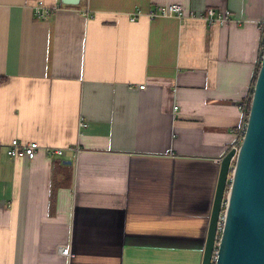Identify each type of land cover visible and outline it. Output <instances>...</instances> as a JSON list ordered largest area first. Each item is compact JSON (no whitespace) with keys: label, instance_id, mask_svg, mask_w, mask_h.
<instances>
[{"label":"crops","instance_id":"obj_1","mask_svg":"<svg viewBox=\"0 0 264 264\" xmlns=\"http://www.w3.org/2000/svg\"><path fill=\"white\" fill-rule=\"evenodd\" d=\"M169 5L236 22L151 17ZM263 21L264 0H0V264H203Z\"/></svg>","mask_w":264,"mask_h":264},{"label":"water","instance_id":"obj_2","mask_svg":"<svg viewBox=\"0 0 264 264\" xmlns=\"http://www.w3.org/2000/svg\"><path fill=\"white\" fill-rule=\"evenodd\" d=\"M62 2L78 6L81 0ZM230 174L226 220L215 264H264V51L244 140L238 153H226L220 164L203 264H212Z\"/></svg>","mask_w":264,"mask_h":264},{"label":"built area","instance_id":"obj_3","mask_svg":"<svg viewBox=\"0 0 264 264\" xmlns=\"http://www.w3.org/2000/svg\"><path fill=\"white\" fill-rule=\"evenodd\" d=\"M35 14L38 19L45 20L49 18L52 15V12L44 7L43 5H38L35 8ZM84 14L89 18L90 14L89 12H84ZM142 16V14H133L131 17V21H136L138 17ZM152 18H178L179 20H201L205 21L208 25L210 26H223L226 24H230L232 22H236L231 17V14L229 12L226 13H219L215 9L210 8L205 11V13L202 14H196L194 12H190L189 14H185L181 6L178 5H169L164 8H161L158 13H152L151 14ZM261 32H262V52L264 51V21L261 23ZM141 89H144L145 86H141ZM253 92H254V85L252 87V90L247 98V100L243 103V106L245 108L246 116H245V122L244 125L242 126V130L240 132V135L237 139V141L232 145V147L228 150V152L235 150L236 153H238L239 148L244 140L246 131H247V124H248V109L250 105L251 98L253 97ZM176 111V107H175ZM81 128L86 127V124L81 122L80 123ZM6 147V154L8 157L13 158V159H19V158H27L29 160H34L41 149V146L38 144V142H31V143H22L19 140H12L10 143L5 145ZM65 152L64 149H55L51 148L48 150L49 155H63ZM227 152V153H228ZM236 156L232 160V166L231 170H233L234 166V160ZM222 159L219 160V164H221ZM231 182H232V175L230 174L229 179H228V184H227V194L225 196V200L223 203V208H222V213L219 218L218 222V241L217 245L215 246V251H214V256L212 260V264H215L218 258V245L219 241L221 238V234L224 229V224L226 220V206H227V195L229 192V188L231 187ZM60 254L65 256L68 259V264H71L72 259L74 258V253L72 250V246L68 245L66 247H63L60 249Z\"/></svg>","mask_w":264,"mask_h":264},{"label":"trees","instance_id":"obj_4","mask_svg":"<svg viewBox=\"0 0 264 264\" xmlns=\"http://www.w3.org/2000/svg\"><path fill=\"white\" fill-rule=\"evenodd\" d=\"M259 70H260V66H259V69H258V71H257L256 77H255V79H254V85H255V82H256V80H257ZM252 101H253V97L251 98V101H250V105H249V109H248V115L250 114V110H251V107H252Z\"/></svg>","mask_w":264,"mask_h":264}]
</instances>
